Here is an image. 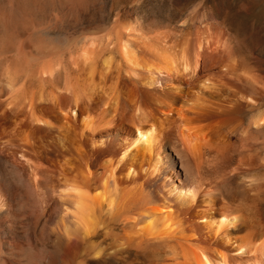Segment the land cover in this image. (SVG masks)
Segmentation results:
<instances>
[{
  "label": "bare ground",
  "instance_id": "obj_1",
  "mask_svg": "<svg viewBox=\"0 0 264 264\" xmlns=\"http://www.w3.org/2000/svg\"><path fill=\"white\" fill-rule=\"evenodd\" d=\"M1 1L0 264H264V113L224 36Z\"/></svg>",
  "mask_w": 264,
  "mask_h": 264
},
{
  "label": "rangeland",
  "instance_id": "obj_2",
  "mask_svg": "<svg viewBox=\"0 0 264 264\" xmlns=\"http://www.w3.org/2000/svg\"><path fill=\"white\" fill-rule=\"evenodd\" d=\"M102 1L106 9L114 2L115 10L128 12L144 21H156L164 26L178 28L210 27L218 31L229 43L236 65L246 72V77L255 76L258 85L256 95L259 98L260 110L264 113V0ZM248 78L244 85L245 87L248 85L246 88L249 87L248 90L252 92V84L249 81L251 78L249 80ZM241 114L243 124L247 127L252 112L247 109ZM263 135L264 130L261 134L258 133L257 143L262 163H264ZM95 264H120V261L117 259L113 263Z\"/></svg>",
  "mask_w": 264,
  "mask_h": 264
}]
</instances>
